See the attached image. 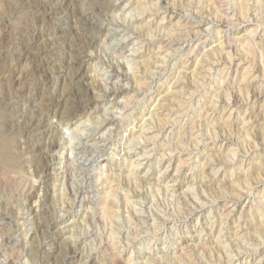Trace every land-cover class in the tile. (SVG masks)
Instances as JSON below:
<instances>
[{
    "label": "rangeland",
    "instance_id": "rangeland-1",
    "mask_svg": "<svg viewBox=\"0 0 264 264\" xmlns=\"http://www.w3.org/2000/svg\"><path fill=\"white\" fill-rule=\"evenodd\" d=\"M37 1L0 0V264H264V0Z\"/></svg>",
    "mask_w": 264,
    "mask_h": 264
},
{
    "label": "bare ground",
    "instance_id": "bare-ground-1",
    "mask_svg": "<svg viewBox=\"0 0 264 264\" xmlns=\"http://www.w3.org/2000/svg\"><path fill=\"white\" fill-rule=\"evenodd\" d=\"M46 1V0H45ZM41 1V0H38L37 1V3L35 2V5H37V7H38V9H44V11L45 10H49V13H54L55 11H57L61 6H60V4H58V5H52L51 4V0H48V1ZM47 8V9H46ZM83 13H84V11H83ZM90 14V13H89ZM88 15V14H87ZM85 16V15H84ZM92 17V16H91ZM94 17V16H93ZM82 19V18H81ZM84 19H85V17H84ZM91 19V18H90ZM87 21V27L88 28H92V32H93V29H95V25H93L94 23H92L93 21H92V19L91 20H89V17H88V19L86 20ZM90 21H92V22H90ZM98 23V22H97ZM85 27V26H84ZM86 28V27H85ZM87 29V28H86ZM97 29V28H96ZM85 30V29H84ZM95 31V30H94ZM19 36V35H18ZM93 37V36H92ZM18 39H21L20 37L18 38ZM24 39V38H23ZM88 42V41H87ZM86 42V43H87ZM66 43V42H65ZM90 46H92V45H90ZM83 48V47H82ZM75 51V50H74ZM80 52V51H79ZM81 53V52H80ZM36 55H38V53L36 54ZM35 55V56H36ZM38 56H40V55H38ZM80 56V55H79ZM37 57V56H36ZM71 58V57H70ZM74 61L75 62H80V59H79V57H77L76 55H75V59H74ZM73 63V62H72ZM67 64V63H66ZM73 69V68H72ZM74 72V71H73ZM75 74L77 73L76 71L74 72ZM73 73V74H74ZM68 75V74H67ZM74 76V75H73ZM120 76V75H119ZM117 77V76H116ZM114 79V78H113ZM63 93V92H62ZM73 93V92H72ZM68 94V93H67ZM82 97V96H81ZM89 99V98H88ZM85 100V99H84ZM7 104V103H6ZM58 106H60V105H58ZM4 108V107H3ZM7 108V107H6ZM5 108V109H6ZM4 109V110H5ZM3 110V111H4ZM3 111H1V112H3ZM66 111V110H65ZM77 111H78V109H76V108H70V110L69 111H67L68 113H69V116H72V117H75V115H76V113H77ZM0 112V113H1ZM9 115V114H8ZM3 117H4V114H3ZM2 118V117H1ZM5 120V119H4ZM25 120V119H24ZM12 121V120H11ZM41 115H39V117L37 118V117H34V118H31L30 120H29V124L26 126H24L25 127V129H24V131L26 130V127H27V129H30V131L31 130H34L35 131V129L37 130V129H39V125H40V123H41ZM2 122V121H1ZM4 122V121H3ZM21 122H23V121H21ZM13 122H11V125H12V127H15V126H17V128H18V124H12ZM107 123V122H106ZM7 125H9V123H1V127L0 128H5V127H8ZM23 126V125H22ZM102 126V125H101ZM98 127V126H97ZM100 127H98V128H96V129H94V134H97L98 132H97V129H99ZM102 130V129H101ZM5 131H6V129H5ZM12 131V130H11ZM14 131V130H13ZM29 131V130H28ZM17 132V131H16ZM36 132V131H35ZM96 132V133H95ZM22 133V132H21ZM29 132H27V134H28ZM51 134V133H50ZM92 134H93V132H92ZM52 141H50L49 142V144H46L45 146H46V148L47 149H53L54 147L56 148V146H57V144H56V141L54 140V139H51ZM30 142V141H29ZM22 143H24V142H22ZM29 148H31L30 146H29ZM40 148H42V146L41 147H39V146H32V152H34V154H35V152H38V150L40 149ZM54 150V149H53ZM88 150V149H87ZM41 151V150H40ZM30 152V151H29ZM51 152V151H50ZM83 152V151H82ZM39 153V152H38ZM52 153V152H51ZM85 153H86V151H84V153H82L84 156H85ZM28 154V153H27ZM46 154V153H45ZM50 154V153H49ZM5 155H7V154H5ZM44 155V154H43ZM89 155V154H88ZM45 156V155H44ZM42 154H40L39 155V158H37L38 160L40 159V161H42ZM70 158V157H69ZM75 159V158H74ZM47 161V160H46ZM46 164L47 163H45V162H41V165H40V168H41V170L46 166ZM13 166V165H12ZM63 167H65V166H63ZM80 167L82 168V171L83 170H88L90 167H91V164L90 163H86V161H84V162H82L81 163V165H80ZM37 168V167H36ZM65 170V169H64ZM79 170V169H78ZM39 172V171H38ZM40 173H41V171H40ZM84 175H86V174H84ZM79 190V189H78ZM75 191H76V189H75ZM74 190H73V193L75 192ZM81 192V191H80ZM71 193V192H70ZM29 195H30V193H29ZM73 195H75L74 197H73V199H74V201H75V199L77 198V196L79 195V192H75V194H73ZM31 196V195H30ZM44 227V226H43ZM40 224L38 225V226H36V228H37V232H38V234L39 235H45L46 233H45V229L43 228ZM50 227V226H49ZM4 229V228H3ZM48 229V228H47ZM46 229V230H47ZM53 231H54V229H53ZM48 237V236H47ZM52 237V236H51ZM54 237V236H53ZM8 238V237H7ZM53 239V238H52ZM8 240V239H7ZM52 241V240H51ZM2 242H3V240H2ZM54 244H56V243H54ZM50 246V245H49ZM3 247V246H2ZM9 247V246H8ZM58 248V247H57ZM61 248V247H60ZM72 248V247H71ZM69 246H67L66 248H65V250H64V252H63V258H67V259H70V258H72L73 256H74V253H73V250L71 249ZM6 249V248H5ZM61 250V249H60ZM60 250L58 251V252H60ZM4 253H6V252H4ZM58 258H60V257H58ZM9 261L10 260H8V264H10L9 263ZM64 261V260H63Z\"/></svg>",
    "mask_w": 264,
    "mask_h": 264
}]
</instances>
